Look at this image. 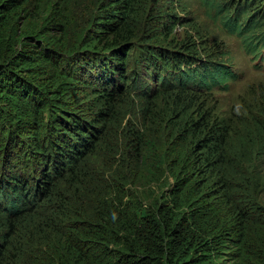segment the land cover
Returning <instances> with one entry per match:
<instances>
[{"label": "trees", "instance_id": "16d2710c", "mask_svg": "<svg viewBox=\"0 0 264 264\" xmlns=\"http://www.w3.org/2000/svg\"><path fill=\"white\" fill-rule=\"evenodd\" d=\"M143 4L103 0L92 21L78 25L72 0H0V264L9 258L19 220L35 205L46 214L36 210L39 219L26 222L34 224L42 244L36 260L21 263L222 264L234 256L237 263L257 257L264 264V207L249 205L243 193L249 189L238 186L227 170V126L198 129V136L199 130L205 133L196 148L182 137L185 128L167 142L173 181L147 207L90 192L69 197L58 187L64 179L70 188L84 187L79 163L112 119L124 81L147 95L172 88L186 96L190 87L198 94L228 91V82L240 78L232 65L202 59L195 71L184 70L191 68L187 54L157 38L134 42ZM259 8L246 7L244 13ZM256 15L246 27L239 13L222 23L230 34L245 33L246 53L260 57L264 32L253 33L259 27ZM135 51V64L156 80V88L144 85L138 71L126 76ZM14 161L29 173L10 169ZM78 198L97 200L94 220L87 217L88 208L77 206L74 217L66 209Z\"/></svg>", "mask_w": 264, "mask_h": 264}, {"label": "rangeland", "instance_id": "374dc122", "mask_svg": "<svg viewBox=\"0 0 264 264\" xmlns=\"http://www.w3.org/2000/svg\"><path fill=\"white\" fill-rule=\"evenodd\" d=\"M72 1L77 24L84 25L92 21L103 0ZM143 1L134 42L140 44L150 37L157 38L159 44L187 54L185 59L191 68L184 70L195 71L200 66L196 60L202 59L230 64L240 78L228 82V91L215 88L210 94H198L190 87L192 90L186 96H178L172 88L162 91L159 96L147 95L142 91H133L134 84L124 81L123 93H118L116 106H112V119L93 150L79 163L78 171L84 187L79 188L78 183L70 188V180L64 179L58 183L59 189L66 190L65 194L69 197H74V192H90L93 197H106V201L123 198L125 202L147 207L173 181L168 171L167 142L180 138L185 128L188 130L182 137L196 148V142L205 133L199 130L201 135L198 136V129L205 128L207 131L212 124H219L227 126L230 132L228 172L238 186L243 184L241 186L249 189L243 191L251 200L249 205L257 203L263 208L264 47L260 50V57L248 55L243 43L246 34H230L222 22L227 15L239 13V23L246 27L248 20L257 14L254 20L258 21L259 27L253 33H263L264 1L215 0L214 6H211L212 0ZM258 5L260 8L254 10V14L251 11L244 13L246 7L253 9ZM138 58L137 51L129 55L126 76L132 77L134 71H138V78L144 85L148 82V87L156 88V80L145 76L144 68L135 64ZM147 92L152 93L150 90ZM10 166L17 172L29 173L17 161ZM219 177V173H215L214 181H219ZM67 187L71 190L68 191ZM88 200L74 199V204H69L66 209L71 210L74 217L77 206L85 210L88 208L86 215L94 220L98 202L95 198L91 202ZM55 206L58 204L53 206V210ZM34 207L28 218L19 220V230L9 246V258L5 264H20L23 258L29 259V262L37 259L36 249L42 243L35 238L34 224L29 226L26 221L39 219L36 210L42 213V217L46 211L36 208L37 205ZM66 225H69V220ZM225 259L222 264H262L257 257H249L239 263L232 261L234 256Z\"/></svg>", "mask_w": 264, "mask_h": 264}]
</instances>
